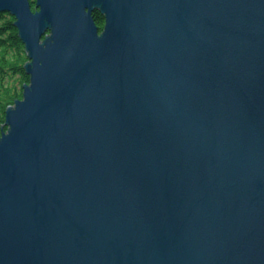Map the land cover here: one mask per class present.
<instances>
[{"label":"water","instance_id":"95a60500","mask_svg":"<svg viewBox=\"0 0 264 264\" xmlns=\"http://www.w3.org/2000/svg\"><path fill=\"white\" fill-rule=\"evenodd\" d=\"M1 12L30 82L0 134V264H264V0Z\"/></svg>","mask_w":264,"mask_h":264},{"label":"trees","instance_id":"16d2710c","mask_svg":"<svg viewBox=\"0 0 264 264\" xmlns=\"http://www.w3.org/2000/svg\"><path fill=\"white\" fill-rule=\"evenodd\" d=\"M32 8L35 9L34 3ZM94 17L101 25V15L96 12ZM14 21L15 17L10 13H0V134L7 129V108L23 98L24 84L30 82L25 68L28 61L26 46Z\"/></svg>","mask_w":264,"mask_h":264},{"label":"flooded vegetation","instance_id":"af4514ba","mask_svg":"<svg viewBox=\"0 0 264 264\" xmlns=\"http://www.w3.org/2000/svg\"><path fill=\"white\" fill-rule=\"evenodd\" d=\"M99 13L100 15H101V17H102V24L101 25H98L97 23V25H98V27H99V30H100V33L103 31V29H104V26H105V16L99 11V10H96L94 13H93V16H94V14L95 13ZM94 19H95V17H94ZM96 22V21H95Z\"/></svg>","mask_w":264,"mask_h":264}]
</instances>
